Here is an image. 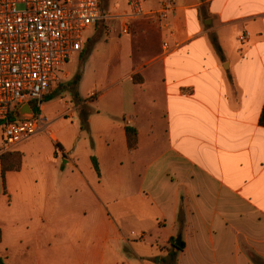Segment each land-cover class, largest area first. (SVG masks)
Wrapping results in <instances>:
<instances>
[{"label":"crops","instance_id":"0c3cea01","mask_svg":"<svg viewBox=\"0 0 264 264\" xmlns=\"http://www.w3.org/2000/svg\"><path fill=\"white\" fill-rule=\"evenodd\" d=\"M130 9L101 0L105 18L87 30L80 98L90 58L99 86L122 84L98 96L86 128L65 122L77 101L52 121L42 103L44 129L12 148L21 168L3 175L0 158V244L14 225L30 231L40 264L59 254L69 264H264V0H143L132 19ZM126 126L138 130L134 151ZM42 135L59 147L45 157L33 151ZM3 140L0 122V156Z\"/></svg>","mask_w":264,"mask_h":264},{"label":"built area","instance_id":"2783aa9c","mask_svg":"<svg viewBox=\"0 0 264 264\" xmlns=\"http://www.w3.org/2000/svg\"><path fill=\"white\" fill-rule=\"evenodd\" d=\"M127 18L144 14L143 0H128ZM105 15L101 0H0V122L2 150H10L41 132L45 119L10 113L44 97L65 65L85 44L84 33ZM31 106V105H30Z\"/></svg>","mask_w":264,"mask_h":264},{"label":"rangeland","instance_id":"374dc122","mask_svg":"<svg viewBox=\"0 0 264 264\" xmlns=\"http://www.w3.org/2000/svg\"><path fill=\"white\" fill-rule=\"evenodd\" d=\"M91 33L92 31L85 32L84 37L87 38L86 36ZM87 50L88 47L86 46V48L81 53H75L65 65L55 68V73L60 77V81H55L54 86H52L50 90V93H56V95L45 102L43 101V103L46 105V110L44 114L49 117L50 121L55 118L56 114L59 111L69 108L66 102L75 103V99L73 98L71 92V83L74 81L78 73H82L84 61L88 54ZM89 60L90 61L88 64V76L85 78L83 82V87L81 89V94H83L85 98L82 99V102L80 103L81 106L76 112L75 118L65 120L67 124H84V129L86 128V124L84 123V121L85 119L87 121V115L89 114L88 112H90V109L94 111L93 109H96L97 106H99V104L101 103V101L98 100V96L103 92H107L106 98H108L111 94L116 91V87L122 84L121 81L115 84H111L112 80H107L105 81V84L102 85L103 87L99 86V84L94 78L95 75L99 73V66H96L95 68V66L93 65V60L91 58ZM143 98L144 97L139 95V100ZM127 103L129 102L127 101ZM52 130L59 138H61L62 134L64 133H61V130L57 126H53ZM43 135L40 136L38 140L40 142L39 148L33 150L35 154L39 153L41 157H45L46 154H49L54 147H56L57 149L59 148L56 145H54L53 147L49 140H47ZM63 135L67 140H71L72 138L70 137L71 135L69 132H66ZM88 141L91 145L92 140L90 136H88ZM31 152L32 151H29L28 149L27 154L31 155ZM62 157V155H60L59 157L60 164L63 162ZM66 194L68 198H74V201H76V199L78 198L76 187L69 188ZM6 215L7 205L6 202H4V200L2 199L0 200V220H3V222H5L4 220L6 218ZM10 227L12 228V230L8 232V237L6 240L8 244H0V258L3 259L6 264H40L36 256L35 249L33 247V241L30 235V231L22 229V232L19 235V233L14 230V225ZM52 261L56 264H69L68 257H63L61 254L54 257ZM165 261L171 262V256H166Z\"/></svg>","mask_w":264,"mask_h":264},{"label":"trees","instance_id":"16d2710c","mask_svg":"<svg viewBox=\"0 0 264 264\" xmlns=\"http://www.w3.org/2000/svg\"><path fill=\"white\" fill-rule=\"evenodd\" d=\"M216 45H217V48L220 50L219 45L218 44ZM87 53H88V50H87ZM81 78H82V73H78L74 81L71 83L72 85L71 92H72L73 98L79 104L82 102V99L80 98L79 93H78V84ZM55 95L56 93L55 94L49 93L48 95L44 97L43 101L45 102ZM30 105L35 114H38L41 112L40 108L38 107L35 101L31 102ZM10 119L12 120L16 119L15 111H12L10 113ZM84 123L87 125L86 119ZM260 123L262 126H264V106H263V110H262L261 117H260ZM82 127H84V124H82ZM126 134H127V142H128L129 150L134 151L138 145V130L135 127L126 126ZM0 158H1V163H2V173L3 175H5L7 171L19 170L21 168L22 161H23V154L20 151L11 150V151L3 153L0 156ZM93 164H94V167L97 173L100 174V167H99L96 157H93ZM1 240H2V231L0 229V242ZM174 261H175V255L172 256V262H170V264H173ZM0 264H6V263L3 261V259L0 258Z\"/></svg>","mask_w":264,"mask_h":264},{"label":"water","instance_id":"95a60500","mask_svg":"<svg viewBox=\"0 0 264 264\" xmlns=\"http://www.w3.org/2000/svg\"><path fill=\"white\" fill-rule=\"evenodd\" d=\"M19 116H32L33 109L31 108L30 104L22 105L18 110ZM177 244H180V240H177Z\"/></svg>","mask_w":264,"mask_h":264}]
</instances>
